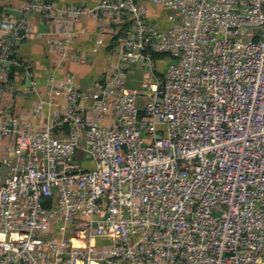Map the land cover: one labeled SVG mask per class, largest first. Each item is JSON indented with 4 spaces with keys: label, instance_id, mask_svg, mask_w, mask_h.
<instances>
[{
    "label": "built area",
    "instance_id": "1",
    "mask_svg": "<svg viewBox=\"0 0 264 264\" xmlns=\"http://www.w3.org/2000/svg\"><path fill=\"white\" fill-rule=\"evenodd\" d=\"M148 3L164 20L142 0L0 20V264H264V0ZM37 13L62 59L97 16L74 61L112 40L114 59L85 88L29 77L24 119L11 76Z\"/></svg>",
    "mask_w": 264,
    "mask_h": 264
},
{
    "label": "crops",
    "instance_id": "2",
    "mask_svg": "<svg viewBox=\"0 0 264 264\" xmlns=\"http://www.w3.org/2000/svg\"><path fill=\"white\" fill-rule=\"evenodd\" d=\"M26 0H0V20L14 21L18 15V6ZM100 0H52L58 9L70 6H84L94 8ZM147 4L148 10L154 13L155 9L148 3V0H142ZM150 13V14H151ZM150 21L156 23V17L151 14ZM38 32L43 35V39L29 38L21 44L17 50V57L23 64V67L15 68L12 72L11 80L13 83L12 93L9 98L16 100V112L24 119L30 118L32 109V100L21 94L28 90L30 80H35L41 87H44L48 77L55 76L64 78L71 74L75 76L81 88L94 84L102 77L104 69L113 61L111 54V44L109 41L102 47L97 54L87 57L84 63H76L74 58L81 54H87L93 47L97 39L100 27L103 21L97 16H88L82 18L78 24H75L72 36L73 42L68 47L69 58L62 59L58 53V48L51 40L58 33L57 16H46L37 13L33 17ZM66 23L73 24L71 19ZM83 30L81 33L80 31Z\"/></svg>",
    "mask_w": 264,
    "mask_h": 264
},
{
    "label": "rangeland",
    "instance_id": "3",
    "mask_svg": "<svg viewBox=\"0 0 264 264\" xmlns=\"http://www.w3.org/2000/svg\"><path fill=\"white\" fill-rule=\"evenodd\" d=\"M154 9H156V8H154ZM153 15H155L154 13H152ZM155 17H156V20H158V19H160V20H164V18H165V13L163 12H161L158 16H156L155 15Z\"/></svg>",
    "mask_w": 264,
    "mask_h": 264
},
{
    "label": "trees",
    "instance_id": "4",
    "mask_svg": "<svg viewBox=\"0 0 264 264\" xmlns=\"http://www.w3.org/2000/svg\"><path fill=\"white\" fill-rule=\"evenodd\" d=\"M115 43V40H112L111 42H110V44H111V50H112V47H113V44Z\"/></svg>",
    "mask_w": 264,
    "mask_h": 264
}]
</instances>
